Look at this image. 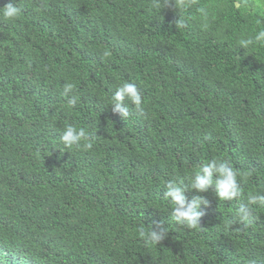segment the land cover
<instances>
[{"label": "trees", "instance_id": "obj_1", "mask_svg": "<svg viewBox=\"0 0 264 264\" xmlns=\"http://www.w3.org/2000/svg\"><path fill=\"white\" fill-rule=\"evenodd\" d=\"M0 264H264V0H0Z\"/></svg>", "mask_w": 264, "mask_h": 264}, {"label": "water", "instance_id": "obj_2", "mask_svg": "<svg viewBox=\"0 0 264 264\" xmlns=\"http://www.w3.org/2000/svg\"><path fill=\"white\" fill-rule=\"evenodd\" d=\"M237 6H240V2H237Z\"/></svg>", "mask_w": 264, "mask_h": 264}, {"label": "rangeland", "instance_id": "obj_3", "mask_svg": "<svg viewBox=\"0 0 264 264\" xmlns=\"http://www.w3.org/2000/svg\"><path fill=\"white\" fill-rule=\"evenodd\" d=\"M240 6H241V4H240Z\"/></svg>", "mask_w": 264, "mask_h": 264}]
</instances>
